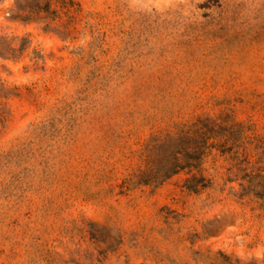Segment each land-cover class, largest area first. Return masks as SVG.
<instances>
[{
  "label": "rangeland",
  "instance_id": "rangeland-1",
  "mask_svg": "<svg viewBox=\"0 0 264 264\" xmlns=\"http://www.w3.org/2000/svg\"><path fill=\"white\" fill-rule=\"evenodd\" d=\"M43 1L0 0V264H264V203L215 150L198 194L135 183L198 117L264 172V0Z\"/></svg>",
  "mask_w": 264,
  "mask_h": 264
},
{
  "label": "trees",
  "instance_id": "trees-1",
  "mask_svg": "<svg viewBox=\"0 0 264 264\" xmlns=\"http://www.w3.org/2000/svg\"><path fill=\"white\" fill-rule=\"evenodd\" d=\"M52 3H61L60 9L52 8ZM69 3L66 0H44L41 6H36L34 13L37 18L55 19L59 17L60 10L68 12L71 6ZM41 13L44 16H40ZM26 43L19 48V52L25 49ZM5 49L14 51L11 47ZM6 55L0 50L2 58H7ZM227 121L226 118L216 122L211 118L198 117L179 129L175 135L167 136L154 146L158 150L151 160V168L154 170L140 172L135 183L157 186L173 175L184 172L187 177L183 187L188 192L198 194L211 186L212 181L200 170L204 158L215 150L218 155L230 160L227 181L238 184V197L250 196L264 203V172L252 163L250 154L243 146L246 142L250 143V140H244V130L240 123Z\"/></svg>",
  "mask_w": 264,
  "mask_h": 264
}]
</instances>
